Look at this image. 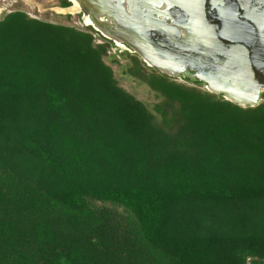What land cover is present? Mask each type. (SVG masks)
Returning <instances> with one entry per match:
<instances>
[{"label":"trees","instance_id":"1","mask_svg":"<svg viewBox=\"0 0 264 264\" xmlns=\"http://www.w3.org/2000/svg\"><path fill=\"white\" fill-rule=\"evenodd\" d=\"M113 47L24 11L0 21V264H264V101L134 55L152 111L119 86Z\"/></svg>","mask_w":264,"mask_h":264},{"label":"water","instance_id":"2","mask_svg":"<svg viewBox=\"0 0 264 264\" xmlns=\"http://www.w3.org/2000/svg\"><path fill=\"white\" fill-rule=\"evenodd\" d=\"M69 1L160 73L203 83L244 108L264 101V10L238 0Z\"/></svg>","mask_w":264,"mask_h":264},{"label":"rangeland","instance_id":"3","mask_svg":"<svg viewBox=\"0 0 264 264\" xmlns=\"http://www.w3.org/2000/svg\"><path fill=\"white\" fill-rule=\"evenodd\" d=\"M59 5V0H0V21L4 18V16L12 12L24 11L32 18L74 27L81 31H89L91 27L84 22L82 18L83 13L81 11H78L77 9H70L72 7L62 9ZM95 37L98 44H103L98 35H95ZM117 44L118 46L114 45V47L109 50L108 55L104 58L105 62L112 68L119 86L129 94L133 95L137 100L143 102L150 110L153 111L155 105L158 104L161 99L158 98V95L149 87V85L141 81L139 78L134 77L131 74L129 75L128 73L130 69L135 66L132 56L137 54H135L133 50L128 47L123 46L120 43ZM126 53H128V55ZM137 56L145 67L154 69L149 67L139 55ZM173 79L180 84L191 87L194 86L193 84L185 81L187 78L177 77ZM198 89L203 92L218 95L211 92L206 85L199 86ZM224 100L226 99L224 98ZM94 207L97 209L107 207L111 210L119 212L123 211L122 208L100 202L94 203Z\"/></svg>","mask_w":264,"mask_h":264},{"label":"flooded vegetation","instance_id":"4","mask_svg":"<svg viewBox=\"0 0 264 264\" xmlns=\"http://www.w3.org/2000/svg\"><path fill=\"white\" fill-rule=\"evenodd\" d=\"M247 1V2H246ZM238 2L239 3H241L242 5H244V6H247V7H249L250 9H252V8H259V9H262V10H264V0H238ZM73 5V4H72ZM72 7V6H71ZM82 18H83V16H82ZM105 19H106V17H104ZM83 20H84V22H85V19L83 18ZM87 24V23H86ZM89 25V24H88ZM90 27H91V29H93V30H95L96 32H98L95 28H94V26L93 25H89ZM99 33V32H98ZM101 34V33H100ZM102 35V34H101ZM103 36V35H102ZM104 38H106V39H108V40H110V41H112L113 43H114V45L115 46H118V44H117V42H114V40H112V39H109V38H107V37H105V36H103ZM124 46V45H123ZM127 47V46H126ZM129 48V47H128ZM129 49H131V48H129ZM132 50V49H131ZM134 52V51H133ZM135 53V52H134Z\"/></svg>","mask_w":264,"mask_h":264}]
</instances>
